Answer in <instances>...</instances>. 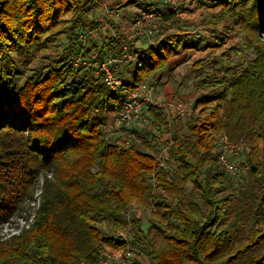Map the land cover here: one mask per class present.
I'll use <instances>...</instances> for the list:
<instances>
[{"label": "trees", "instance_id": "1", "mask_svg": "<svg viewBox=\"0 0 264 264\" xmlns=\"http://www.w3.org/2000/svg\"><path fill=\"white\" fill-rule=\"evenodd\" d=\"M197 1L219 7L214 22L238 26L254 58L199 77L194 111L172 130L149 103L153 123L171 133L158 148L156 134L143 125L127 144L110 142L106 113L121 107L122 94L102 73L74 64L79 53L92 57V47L98 61L126 53L117 37L82 42L97 23L91 20L97 0H0V225L22 212L26 220L18 233L0 234V264H96L106 250L126 245L103 223L126 227L134 203L160 223L129 242L149 264H264V0ZM63 36L70 45L62 54L41 61L16 85L9 55L22 46L47 50ZM180 46L132 49L135 59L118 71L123 90L155 77ZM223 132L251 146L247 164L255 182L247 189H231L217 161ZM39 187L40 202L29 209Z\"/></svg>", "mask_w": 264, "mask_h": 264}, {"label": "rangeland", "instance_id": "2", "mask_svg": "<svg viewBox=\"0 0 264 264\" xmlns=\"http://www.w3.org/2000/svg\"><path fill=\"white\" fill-rule=\"evenodd\" d=\"M129 1H132V3L127 5ZM149 1L150 0H97V2L100 3V6H98V3H96V9L94 8V13L91 17V20H95L97 23H95L94 26L91 25L88 30L81 34L82 42L88 46V44H102L109 41L112 37H117L120 39L122 44H126L130 49H127L129 52L126 50V53H132L133 45L130 46V44L133 41L135 42L136 40L143 39L158 40V38L164 32H166L167 29H169V27L173 26L172 23L169 24V22H165L166 19L164 17L166 14L168 15V13L164 14L159 10H155V8L152 7L154 4H159L161 3L160 1H162L161 4L163 6H171L172 12L175 15L181 14L183 10L188 12H193L197 9L203 10V7L198 5L197 0H195L194 5H192L191 1L187 0H176V4L170 3L169 0H155L153 3ZM135 2H142L144 4V9L141 10L142 7L136 5ZM152 13H154V15H152ZM169 15H171V11H169ZM201 16H205L207 21L209 19L213 22L216 20L215 14L212 12L204 15L202 12ZM171 19H174L175 21L177 17ZM174 25V27L181 29L179 22L174 23ZM219 29L222 30L221 33H215L216 31L214 27L210 29L209 32H207L209 37L216 34H219L220 36L219 39L215 38L214 41H210L208 45L200 46L196 43L185 44L188 45V47L185 49H189L186 55V60L190 62L188 63V68L185 69L186 73L182 83L184 87L182 88L181 92H171L170 94L173 95L171 100L168 102L159 101L158 96L162 92L163 88H153L150 93V98L146 100L148 102L143 104L141 113L142 119L138 122H135L130 130L118 125L114 118V112L111 111L112 117L110 121L116 126L115 132L119 133V138L123 136L127 138V132H130V134L133 136L134 129L141 128L143 125L146 127V129H150L152 132H154V134H156L158 148H163L164 142L169 139L171 133L167 130L160 128L158 129L157 125L153 123L152 118L147 111L149 103L157 105V102H161L160 106L159 104L157 106L161 108L164 116L168 119L172 130L175 127L178 118L184 119L189 112L194 111L196 99L201 95V92L196 91L194 88V83L199 77L201 78L202 76L215 71H224L226 68H239L242 66V64L245 65L254 58V52L245 46L244 36L239 31L238 26H235L231 23H225L223 28L220 27ZM149 31H152V33ZM202 34L203 33H199V35ZM69 45L70 42L68 37L63 36L47 50H42L38 46H33L31 49L32 51L29 52L24 46H22L17 53L10 54L9 58L16 66L15 75L17 76L13 77L15 84L20 85L24 81L25 77L30 73L31 68L39 65L43 60H48L50 57L61 55L64 51L63 49ZM150 48L151 47H148L146 52H148ZM95 52V48L92 47V53L96 54ZM207 56L209 59L204 61V58H207ZM119 58H124V56ZM196 63H200V65H196ZM120 66L121 63L118 66V71L122 67ZM90 67L92 70L91 75L96 76L99 74L94 65ZM130 77L131 76L126 75L125 78L128 79ZM116 93H121L124 101V93ZM109 133L110 132L106 131L107 138ZM108 140H110V137ZM117 141L118 140L116 139L113 142ZM239 142L243 143L244 141ZM127 143L128 140L124 139L120 144ZM244 143L247 144V142ZM247 145L248 147L244 149V152L241 154V156L236 158L237 164L241 167L242 171L238 175L228 176L229 185L233 190H239L242 187L247 189L250 184L255 182L254 179L250 177L248 172L247 161L251 146L249 144ZM260 146L264 147V144H260ZM40 189V187L37 189V199L35 202H31L29 204V209L31 206L39 204ZM22 214L25 213L22 212L21 214L12 217L8 222L0 225L1 236L7 237L12 233H18L20 231L22 226H24L26 223V220L23 218ZM125 218L127 220L126 227L113 230L108 223H103L102 228L104 232L113 236H119L121 233L124 234V238L126 237L128 239V241H124L126 245L122 247H125L124 250L129 253V264H132L134 261H140L143 264H149V257L141 253L139 250L132 248V244L129 245L127 242H130L133 237L141 235L142 232L148 233L149 227L157 226V224L160 223L156 220L153 212L150 209H145L135 203L125 212ZM133 220H137L138 223H135ZM119 238L122 239L123 237ZM110 250L114 249L110 248L106 251ZM80 262L88 263L85 260H81Z\"/></svg>", "mask_w": 264, "mask_h": 264}, {"label": "crops", "instance_id": "3", "mask_svg": "<svg viewBox=\"0 0 264 264\" xmlns=\"http://www.w3.org/2000/svg\"><path fill=\"white\" fill-rule=\"evenodd\" d=\"M187 1H191L192 5L195 4V0H187ZM149 2L153 3L155 2V0H150ZM160 2L162 3V1ZM161 3L154 4L152 7L155 8V10H159L164 14L168 13V15L166 14L167 19L165 22L167 23L169 22V24L172 23L173 26L169 27V29H167V31L164 32L158 38V40L157 39L155 40H148V39L147 40L145 39L136 40L135 42L133 41L130 44V46L133 45V49L136 48L139 51L146 52L148 47L154 46L156 48H161V44L167 41H177L180 43L181 46L177 54L173 55L170 58L168 65L162 70H159L155 77L149 78L144 81L148 85H152L154 89L158 87L163 88L162 92L158 96V100L162 102L163 101L168 102L169 100H171L173 96L172 94H170L171 92L172 93L181 92L182 88L184 87L182 83H183V79L186 73L185 69L188 68V63L190 61L186 60V55L189 49H185L183 45H185L186 43H189V44L196 43V44H199L200 46L208 45L210 41H214L215 38L219 39L220 36L219 34H216V35H212L209 37L207 32H209L210 29L214 27L216 31L215 33H218V32L221 33L222 30H220L219 28L220 27L223 28L226 22H213L210 19H209L210 21L209 20L207 21V18L205 16H201L202 12H203V15L209 12L216 14L217 11L219 10V7L206 6L207 8L203 7V10L197 9V10H194L193 12H188L186 10H183L181 14L175 15L172 12L171 6L166 7V6H163ZM99 4L100 3H98V6H100ZM143 9L144 7H142L141 10ZM169 11H171V15H169ZM174 17H177L175 21L174 19H171ZM177 22L180 23L181 29L174 27L175 26L174 23H177ZM199 33H203V34L199 35ZM122 45L123 47L126 46L127 49H129L126 44H122ZM208 59L209 58L207 56V58H204V61H207ZM148 98H150V95L146 97V99L144 100V103L148 102L146 101L148 100ZM157 103L160 106L161 102H157ZM111 117H112L111 111L107 112L106 113V123L107 124L105 126V129L107 132H110L108 134V138L110 137L109 141L112 143H121V141L126 139V137L123 136L119 138V133L115 132L116 126L113 125L112 122L110 121ZM116 139L118 141L113 142Z\"/></svg>", "mask_w": 264, "mask_h": 264}, {"label": "built area", "instance_id": "4", "mask_svg": "<svg viewBox=\"0 0 264 264\" xmlns=\"http://www.w3.org/2000/svg\"><path fill=\"white\" fill-rule=\"evenodd\" d=\"M169 2L176 4V0H169ZM149 32L152 33V31ZM124 48L127 49L126 46ZM133 59H135V56L131 53H125L124 58L109 55L104 60L98 61L96 56L87 58L79 53L73 60L75 65L84 64L88 67L94 65L98 73H102L105 83L112 91L124 93L125 97L122 106L113 112L116 123L128 130L132 128L135 122L142 119L141 113L144 100L153 90L152 85H148L143 81L136 88L123 91V80L118 75V66L120 63L129 62ZM130 136V132H127L126 139L128 141L130 140ZM246 147H248L246 143L232 141L224 132L219 136V144L216 148L217 161L228 174L238 175L242 171L241 167L237 164L236 158L241 156ZM165 153L166 148L162 150L158 158L165 156ZM161 164L164 163L161 162ZM119 237H123L122 240L128 241L126 237L124 238V234L120 233ZM127 243L129 244V242ZM124 249L125 247H118L104 252L105 254H103L96 264H129V253ZM79 264L89 263L80 262Z\"/></svg>", "mask_w": 264, "mask_h": 264}]
</instances>
